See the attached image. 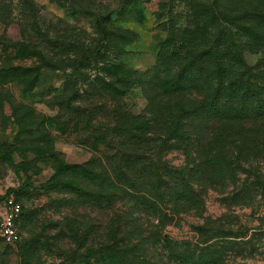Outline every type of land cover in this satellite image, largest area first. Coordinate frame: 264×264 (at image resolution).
Returning <instances> with one entry per match:
<instances>
[{"label":"rangeland","instance_id":"obj_1","mask_svg":"<svg viewBox=\"0 0 264 264\" xmlns=\"http://www.w3.org/2000/svg\"><path fill=\"white\" fill-rule=\"evenodd\" d=\"M263 44L264 0H0V264H264Z\"/></svg>","mask_w":264,"mask_h":264},{"label":"trees","instance_id":"obj_2","mask_svg":"<svg viewBox=\"0 0 264 264\" xmlns=\"http://www.w3.org/2000/svg\"><path fill=\"white\" fill-rule=\"evenodd\" d=\"M19 42H15L14 44H18ZM264 45V44H263ZM100 55V50L97 49L94 51L93 53V56L95 59H98V56ZM100 58V57H99ZM245 68H247V66H243V70L245 72ZM19 69H16V68H6V69H0V78H6V77H12V76H15V73L16 71H18ZM251 70H254L258 75H260V80L264 81V75L262 74L263 70H264V63L262 64H257V66L254 68V67H251V68H248V71L251 72ZM246 70V72H248ZM222 74H221V69L218 68V77H220ZM256 81H259L257 80V77H255ZM259 79V78H258ZM169 82H164L163 85L164 86H168ZM223 87H217L213 93L211 94L210 98L208 99L207 103H206V106H207V110L209 111V113L211 112H214L213 109H216L217 108V105L219 104V101H220V98H221V93L223 92ZM109 88L107 89H103V91H108ZM165 92H166V88H165ZM263 110L262 107L259 108L258 111H261ZM258 113V112H257ZM181 125V124H180ZM183 127L182 131L184 132V134H186V136L188 137H191L193 134L189 131L188 128H184L186 125H185V122L183 123V125H181ZM120 168L118 167V170ZM106 170H109L110 172L108 171H105L104 175H113L114 172L117 170V167H115L114 169H106ZM193 169H191L192 171ZM194 171V170H193ZM123 173L126 174V172L123 171ZM121 174H119L120 176ZM119 176L118 179H119ZM107 178V177H106ZM123 183V182H122ZM112 186V184H110ZM22 211V210H21ZM21 214V213H20ZM134 214L136 213H133V214H129L126 213L125 215V212L123 211L122 214H118V219L119 221L123 222V223H126L125 221H133L136 219V217L134 216ZM125 215V216H124ZM20 216V215H19ZM121 225H123L122 223H120ZM136 242L133 243L132 245L130 244V251H133L134 249H138V250H146L148 249L147 247H145L144 245H140V241H141V238H142V234H138V237H134ZM143 244V242H142ZM135 255V254H133ZM136 259H138L137 256H134ZM183 263H185L184 261H182ZM121 264H134V261H131L130 262L126 259H121ZM137 264H142L141 262H137ZM145 264H148V263H145Z\"/></svg>","mask_w":264,"mask_h":264},{"label":"built area","instance_id":"obj_3","mask_svg":"<svg viewBox=\"0 0 264 264\" xmlns=\"http://www.w3.org/2000/svg\"><path fill=\"white\" fill-rule=\"evenodd\" d=\"M21 210L22 207L15 198L12 196L6 198L0 222V236L7 244H13L17 239L16 222Z\"/></svg>","mask_w":264,"mask_h":264}]
</instances>
